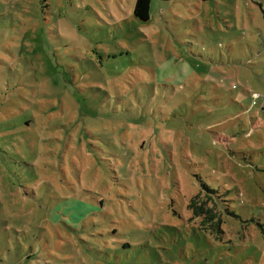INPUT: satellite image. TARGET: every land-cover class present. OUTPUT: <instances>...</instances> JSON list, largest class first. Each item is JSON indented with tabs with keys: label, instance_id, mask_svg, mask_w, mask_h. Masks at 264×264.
<instances>
[{
	"label": "rangeland",
	"instance_id": "374dc122",
	"mask_svg": "<svg viewBox=\"0 0 264 264\" xmlns=\"http://www.w3.org/2000/svg\"><path fill=\"white\" fill-rule=\"evenodd\" d=\"M134 3L0 0V264H264V0Z\"/></svg>",
	"mask_w": 264,
	"mask_h": 264
},
{
	"label": "trees",
	"instance_id": "16d2710c",
	"mask_svg": "<svg viewBox=\"0 0 264 264\" xmlns=\"http://www.w3.org/2000/svg\"><path fill=\"white\" fill-rule=\"evenodd\" d=\"M151 0H135L133 7V17L140 21L146 22L149 19ZM219 230V229H218Z\"/></svg>",
	"mask_w": 264,
	"mask_h": 264
}]
</instances>
